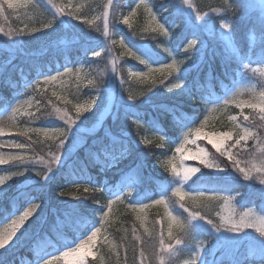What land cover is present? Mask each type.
<instances>
[{"label": "clouds", "instance_id": "1", "mask_svg": "<svg viewBox=\"0 0 264 264\" xmlns=\"http://www.w3.org/2000/svg\"><path fill=\"white\" fill-rule=\"evenodd\" d=\"M131 3L129 12L128 0H0V40L19 44L75 22L103 41L101 47L83 49L91 63L70 62L61 36L51 42L49 61L29 60L32 54L21 48L24 62L7 72L0 67V86L11 90L10 98L0 95L6 105L0 111V264H264V21L248 22L238 37L241 0ZM141 9L145 24L133 27ZM209 17L215 19L223 56L198 35V27L212 28L211 22L205 24ZM115 25H123L137 41H151L154 49L126 42L115 34ZM182 25L188 31L177 36ZM205 49L219 57L220 75L211 67L204 71ZM197 53L200 59L191 68L203 71V80L198 72L189 83L186 66ZM228 64L231 72L225 70ZM110 80L118 82L125 103L161 89L186 96L191 114L178 104L153 105L169 118L174 136L154 117L128 115L130 132L105 126L89 141L81 134L99 130L103 112L91 125L86 122ZM122 115L114 113L113 124ZM138 147L165 181L143 195L128 183L109 187L104 174L121 171ZM78 148L83 158L75 156ZM69 158L60 173L66 182L56 190L67 207L51 209L54 219L45 228L39 215L45 197L24 186L51 181ZM141 165L137 161L123 176H142ZM90 169L104 179L96 182ZM246 187H254L255 195L245 198ZM10 189L14 195L5 207ZM80 202L91 206L90 216L73 215ZM198 222L206 226L199 235ZM217 237L234 244L213 259Z\"/></svg>", "mask_w": 264, "mask_h": 264}, {"label": "trees", "instance_id": "2", "mask_svg": "<svg viewBox=\"0 0 264 264\" xmlns=\"http://www.w3.org/2000/svg\"><path fill=\"white\" fill-rule=\"evenodd\" d=\"M134 3H131V0H128V7L126 9V11H131V8L133 7ZM245 4H244V0H241L240 3V8H241V12L240 14H238V17L236 19V35L242 36V34L246 31L247 26H248V22L252 21V20H256V21H264V17L260 16V14L258 12L256 13H250V14H246L245 13ZM121 7H126V5H121ZM146 21V16L143 13V10H139L136 14V16L134 18H132V23H133V27H138L141 25H144ZM206 21H211L213 22V24H215V19L209 17L208 20L206 19ZM115 32L116 35L121 36L125 39L126 42L128 43H133V44H148V45H152L151 41H137L134 38L131 37L130 33L128 32V30L122 26V25H115L113 30H116ZM187 29L182 25L181 29H179L177 31V36H183L187 33ZM197 32L198 35L200 36L201 42L202 43H207V48L208 49H215L216 53H219L220 56H223V47L219 45L218 43V47L217 48H209L210 44H209V40L208 38L205 36V32L203 30H201L199 27L197 28ZM63 36L65 38V40L62 42V44H64V51L67 53V58L70 62H75L78 58L79 59H83L86 60L87 62H93L90 58H88L85 54H83V49L85 47H87L89 50H93L95 48H97L96 45H98L100 42H102V40L98 37H95V34L92 33H85L82 29V26L76 24L75 22H73L72 25L65 27L61 30H58L57 32L54 33H50L49 39H48V43H46V45L44 47H39V46H34L32 44V40L31 38H22L21 42L19 44H13L14 50H12V53L7 51L8 49H6L5 47L2 46L1 42H0V67H4L5 72H7V70L9 68L12 67L13 64H18L21 62H24L25 57L21 55L20 53V49L23 48L25 53H31L32 55L28 57L29 60H39L40 62H47L49 61L52 56H53V52L54 49L51 46V42L54 40H57L59 37ZM3 41V40H2ZM239 43L243 44V39L240 38ZM47 48L48 51L47 53L41 55V51L42 49ZM154 49V45L152 47ZM158 51V50H156ZM162 55V54H161ZM200 59V55L199 53H197L196 56L193 57V59L189 62V65H187L186 67H191V65L197 64V61ZM11 60V64H7L5 66V62ZM57 60L60 64H63V59L58 55L57 56ZM203 61L206 62H210L212 64L211 67L213 68H219L220 67V63H219V57H215L214 55H212L211 53L208 52L207 49H205L204 52V59ZM132 62V61H131ZM135 63V62H133ZM231 66V68L233 67V65L229 64ZM25 66H27V64H25ZM134 69L135 68H139V65L136 64H132V66ZM55 66L53 65V70H54ZM193 73V69L189 68V71L187 72V80L190 81V77L192 76ZM223 78V77H222ZM201 80H203V75L200 77ZM225 83L230 86V82L228 80H225ZM117 91H119V93L122 94V92L120 91L119 88V84L117 82V87H116ZM161 89H157L155 90V94L152 95L150 98H145L142 99L141 101H137V102H128L131 105L132 109L135 108H140L142 107V109H144L145 107H149V105H159V104H163V102H165V104L167 105H182L183 111L187 114H191V101L188 100L187 97L185 96H179V98H177L176 96H172V95H166V94H160L159 91ZM219 92H221L222 90L219 88L218 89ZM0 94L2 96L5 97H11V90L7 87L4 86H0ZM158 94V95H157ZM165 96V97H163ZM169 96V97H167ZM146 100L148 102H146ZM102 102L101 100H99L98 103ZM145 103V105H144ZM1 106L3 104H0ZM142 105H144L145 107H143ZM117 114H123L120 118L117 119L115 124H111L112 128L111 130H113L114 132H118L119 130H124L127 131L124 127L128 126V122L127 119L125 118L128 115L133 116L134 118L136 117H141L144 120H149V117H154L155 120L164 127V129L166 130L167 134L169 136H174L175 135V129L174 127L171 125L169 118L165 115V116H161L159 114L158 111H154L152 110L151 113H143V112H137L136 110H134L131 114L130 113H124L123 109L121 107H117ZM110 116L106 119V121H104L105 125L102 126V128L106 125H110ZM129 132H130V128H129ZM103 134V130H99L97 131L94 135H86L88 140L90 141L91 139L95 138L96 136H100ZM131 142H134V140H132ZM145 150L143 148H136L134 153H133V157L131 159V163H129V161H124L119 167L121 169V171H127V169L129 167H131L133 164H136L137 161H142V171H143V175L140 177H137L134 174H129L128 178L130 177V179H135L137 183H139L140 185H144L147 188L148 192H155V190L158 187V184H161L165 181V177L163 176V174H161L159 172L158 169H156L154 167V165L152 164V161L150 158L147 157L146 153L144 152ZM75 156L83 158V149L82 148H78L75 152ZM71 159L73 158H69V161L65 162L64 165L61 166L59 172L57 174H55L54 178L51 181H48L46 184L41 185L39 184V182L31 184V185H27L24 186L26 191H31V192H40L44 195L45 197V204L44 207L40 210V219L44 221V227L46 228L48 224L53 222V214L51 212V209L56 208V209H66V205L63 202V200L59 197L56 196V190L59 187H62L66 180L65 178L60 175V173H62L65 169V167H67V164L71 162ZM90 170H94V175H97L96 173V169H90ZM117 172V171H113L111 173H106L104 174V176L109 177V179L107 180V182H111L114 183L117 180V177L119 175V173L121 172ZM104 176L98 175L99 180H103ZM123 174H122V178H123ZM97 179V178H96ZM221 181H223V177L220 178ZM16 187L15 184H13V189ZM13 189H10L9 192L6 194L4 200H3V204L5 207H7L8 205V201L11 198L12 195H14ZM245 198H249L255 195V190L254 187L253 188H245ZM90 205L88 204V202H80L77 206L78 211L74 210L73 211V215H82V216H90ZM39 221H37L36 224L32 225V231H35V229L39 226ZM206 228L200 226V225H195L194 231L196 232V234H203V232L205 231ZM234 244V242L229 243L228 245H226L227 250L232 247ZM10 257V256H9ZM8 257V258H9ZM7 258V260H8ZM214 259V258H213Z\"/></svg>", "mask_w": 264, "mask_h": 264}, {"label": "rangeland", "instance_id": "3", "mask_svg": "<svg viewBox=\"0 0 264 264\" xmlns=\"http://www.w3.org/2000/svg\"><path fill=\"white\" fill-rule=\"evenodd\" d=\"M244 4H245L244 7H245V13L246 14L258 12L260 14V16L264 17V0H244ZM207 20H208V18H207ZM209 22H211V21H206L205 20V24H208ZM211 24H212V28L209 29L208 32L204 31L205 32V36L209 40V44H210L209 48H213V47L217 48L218 47V43H219L220 46L224 47L223 42L220 41L218 39V37L216 36V34H215L216 25L213 24V22H211ZM49 36H50V33H46V34H43L42 36L33 37V38H31L32 44L34 46L44 47L46 45V43L49 42L48 41ZM0 42H1L3 47L8 49L7 51L12 53V50H14V47H13V45L11 43H9L7 41H2V40H0ZM241 82H243V81L241 80ZM110 86H114L115 87V81H111V80L109 81V85L107 86V91L108 92H107L106 98L102 99V102L98 103L96 112L88 117L86 125H91L92 123H94L96 121V118H97V113H100V112H103L102 122H104V118L107 115H110L112 112L114 114V112L117 110V107L119 105H123L125 103L124 101L121 100V96H118L119 98L117 100H114L113 97H114V95L116 93H113L114 92L113 88L110 90ZM101 96H102V94H101ZM3 110L4 109L0 108V111H3ZM124 128L127 131H129L130 127L125 126ZM81 135H85L86 136L88 134H81ZM132 139L134 140V138H132ZM196 225H203V223L198 222ZM218 240L228 241L226 237H218ZM229 243H231V242L228 241L227 245ZM215 244L217 245V248H218V246H220V244L218 245V242H216ZM217 248H216V250H217ZM223 248H227L226 245Z\"/></svg>", "mask_w": 264, "mask_h": 264}]
</instances>
